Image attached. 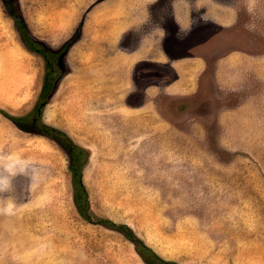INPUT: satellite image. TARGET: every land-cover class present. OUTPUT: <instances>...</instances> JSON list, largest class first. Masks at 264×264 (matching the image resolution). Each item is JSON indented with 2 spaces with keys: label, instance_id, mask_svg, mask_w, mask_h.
I'll return each mask as SVG.
<instances>
[{
  "label": "rangeland",
  "instance_id": "1",
  "mask_svg": "<svg viewBox=\"0 0 264 264\" xmlns=\"http://www.w3.org/2000/svg\"><path fill=\"white\" fill-rule=\"evenodd\" d=\"M12 12L51 49L78 35L37 126L85 151L92 222L75 206L68 153L2 114L30 115L46 74ZM164 46L184 59L181 93L205 64L189 105L155 78L173 77ZM9 204L0 264H264V0H0V208Z\"/></svg>",
  "mask_w": 264,
  "mask_h": 264
},
{
  "label": "trees",
  "instance_id": "2",
  "mask_svg": "<svg viewBox=\"0 0 264 264\" xmlns=\"http://www.w3.org/2000/svg\"><path fill=\"white\" fill-rule=\"evenodd\" d=\"M13 13V17L15 18L17 27L19 29L21 38L23 39L26 47L33 53L39 55L45 64L46 74L43 81V86L40 94L39 101L35 106L33 112L30 115L23 117H14L11 115H7L6 113H2L7 119H9L19 130L24 132H36L43 134L45 136L54 139L69 155L70 157V171L73 176L74 182V203L79 212V214L88 222H92L89 217V197L88 193L82 183V169L85 165V151L78 148L67 136L65 133L60 130L53 128L51 126H41L38 127V119H40L41 112L43 107L47 103L50 96L53 94L56 83L58 82L56 79L57 70L60 69L59 65L62 67L63 61H61L62 55L67 52V50L74 44L76 39L78 38L74 36L72 39L67 41L60 49L54 50L49 48L46 44L41 41H37L32 38L27 28L25 21L21 18V16L15 12ZM61 70V69H60ZM36 127V129H34ZM84 160V162H83ZM101 224L105 226V224L111 225L106 221H101ZM117 228L118 231L123 233L128 238L129 236L128 229L126 227L120 225H111ZM146 263L148 264H175L172 262H167L164 260L155 259L152 257L144 258Z\"/></svg>",
  "mask_w": 264,
  "mask_h": 264
},
{
  "label": "crops",
  "instance_id": "3",
  "mask_svg": "<svg viewBox=\"0 0 264 264\" xmlns=\"http://www.w3.org/2000/svg\"><path fill=\"white\" fill-rule=\"evenodd\" d=\"M183 9H184V6L183 5H179V6H176L175 5V7H174L173 18H174V22H175V25H176L175 27H181L182 24L184 23L183 20L185 19L186 13L184 12ZM216 26L223 27L221 25H216ZM76 48L77 47L75 46L73 49H71L72 50V51H70L71 53L70 52L69 53L70 54H73L77 50ZM208 50H210V46L207 47V51ZM133 52H130V53H133ZM118 54H119V56H117L116 54H113V56H115L114 57L115 63L113 64V68L117 65V63H118V65H120L119 62H121V60H118V59L122 58V53L121 52H118ZM170 56H171L170 53L168 52V50L164 46L163 47V57L166 60L165 61V64L168 63V65L171 67L172 73H173V77L172 78H168L167 77V74L163 73V74L157 75L155 78L156 79H159L160 81H162L163 83H165L164 84L165 85L164 86V88H165V94H168V95H177V96L181 97V105H189V104H191V102H192V100L194 98H197L198 97L197 96V93H198L199 86H198V83L197 82H198V79L200 80V77L202 75V71H203V68H204V65L205 64L201 60L202 70L200 71V73L198 74V77L196 79V87L194 89L195 91L194 90H191L188 93H181V81L183 79V78H181V61H183L184 59L183 60H181V58L172 59V58H170ZM140 62H141V59L139 60L138 55H133V61L131 62L132 66L135 67ZM145 62L151 64V63H153V60H151V61H145ZM133 67H131L132 69H131L130 72L133 71ZM136 68H137V66H136ZM178 84L180 86V89L175 90V91H172L171 88L177 86ZM117 85H118L117 87H116V85H114V88L117 91H121V88H122L121 84L120 85L117 84ZM184 94H188V95H184ZM185 97H186V99H184Z\"/></svg>",
  "mask_w": 264,
  "mask_h": 264
},
{
  "label": "clouds",
  "instance_id": "4",
  "mask_svg": "<svg viewBox=\"0 0 264 264\" xmlns=\"http://www.w3.org/2000/svg\"><path fill=\"white\" fill-rule=\"evenodd\" d=\"M0 212L5 213V214H12L13 213V206L9 204L4 208H0Z\"/></svg>",
  "mask_w": 264,
  "mask_h": 264
},
{
  "label": "flooded vegetation",
  "instance_id": "5",
  "mask_svg": "<svg viewBox=\"0 0 264 264\" xmlns=\"http://www.w3.org/2000/svg\"><path fill=\"white\" fill-rule=\"evenodd\" d=\"M179 98H181V97H179ZM179 102H181V101H179ZM181 106H183V105H181Z\"/></svg>",
  "mask_w": 264,
  "mask_h": 264
},
{
  "label": "water",
  "instance_id": "6",
  "mask_svg": "<svg viewBox=\"0 0 264 264\" xmlns=\"http://www.w3.org/2000/svg\"><path fill=\"white\" fill-rule=\"evenodd\" d=\"M200 102H202V101H200Z\"/></svg>",
  "mask_w": 264,
  "mask_h": 264
}]
</instances>
